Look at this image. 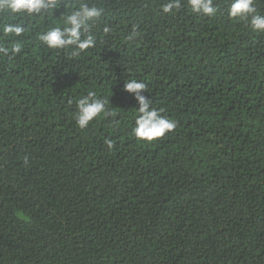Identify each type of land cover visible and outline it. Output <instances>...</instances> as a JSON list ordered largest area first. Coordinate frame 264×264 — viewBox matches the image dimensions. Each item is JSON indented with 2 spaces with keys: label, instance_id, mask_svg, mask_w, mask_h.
Returning a JSON list of instances; mask_svg holds the SVG:
<instances>
[{
  "label": "trees",
  "instance_id": "1",
  "mask_svg": "<svg viewBox=\"0 0 264 264\" xmlns=\"http://www.w3.org/2000/svg\"><path fill=\"white\" fill-rule=\"evenodd\" d=\"M165 2L0 11V264H264V32L230 18L229 0L212 16ZM81 3L103 9L95 47L73 56L39 41ZM254 7L264 15V0ZM131 78L174 130L133 135ZM88 91L114 115L81 129Z\"/></svg>",
  "mask_w": 264,
  "mask_h": 264
},
{
  "label": "clouds",
  "instance_id": "2",
  "mask_svg": "<svg viewBox=\"0 0 264 264\" xmlns=\"http://www.w3.org/2000/svg\"><path fill=\"white\" fill-rule=\"evenodd\" d=\"M58 0H0V11L16 15H38L42 11L57 9ZM187 7L195 14L212 16L216 9L213 0H186ZM180 6V0H166L161 5L164 13H169ZM69 11L64 17L62 26H50L38 34L39 41L49 49H71L73 56L96 45V39L90 30L102 15L103 9L95 4L81 3L78 7L67 6ZM227 12L230 18H245L255 32H264V15L257 13L254 0H229ZM2 31L5 35L20 36L24 27L20 24H4ZM108 33L110 29L104 27ZM134 35V33H133ZM133 35L128 37L129 40ZM13 53L21 51L17 43L13 46ZM0 52L7 55V49L0 48ZM147 85L135 78L125 79L123 91L134 95L138 102L134 119L133 135L141 141L151 142L171 132L176 127L175 120L163 116L159 109L152 106L150 98L141 93L146 92ZM114 113L108 109V102L94 91H88L75 100L74 120L76 125L84 129L91 121L98 117H110ZM109 149L113 147L110 140L106 141Z\"/></svg>",
  "mask_w": 264,
  "mask_h": 264
}]
</instances>
